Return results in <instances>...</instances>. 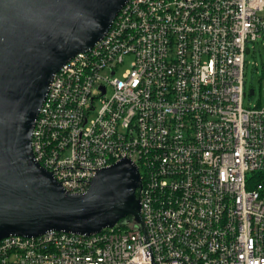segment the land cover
Listing matches in <instances>:
<instances>
[{"label":"built area","instance_id":"1","mask_svg":"<svg viewBox=\"0 0 264 264\" xmlns=\"http://www.w3.org/2000/svg\"><path fill=\"white\" fill-rule=\"evenodd\" d=\"M258 42L264 0H128L53 75L30 146L68 193L130 160L141 225L7 236L0 264H264V104L243 105Z\"/></svg>","mask_w":264,"mask_h":264},{"label":"water","instance_id":"2","mask_svg":"<svg viewBox=\"0 0 264 264\" xmlns=\"http://www.w3.org/2000/svg\"><path fill=\"white\" fill-rule=\"evenodd\" d=\"M127 1L0 0V239L89 235L126 218L141 225L140 175L130 160L96 170L84 192L68 193L30 146L53 75L101 40Z\"/></svg>","mask_w":264,"mask_h":264},{"label":"rangeland","instance_id":"3","mask_svg":"<svg viewBox=\"0 0 264 264\" xmlns=\"http://www.w3.org/2000/svg\"><path fill=\"white\" fill-rule=\"evenodd\" d=\"M248 46L251 50L245 56L244 81L245 90L252 89L253 95L250 98L246 95L243 105L245 107H253L258 104H264V45H261L260 42L254 43V50H252L251 43ZM126 64L118 70L117 75L127 66ZM109 93L110 91L108 90L107 96H109ZM98 107L99 104L97 102L95 103V109Z\"/></svg>","mask_w":264,"mask_h":264},{"label":"trees","instance_id":"4","mask_svg":"<svg viewBox=\"0 0 264 264\" xmlns=\"http://www.w3.org/2000/svg\"><path fill=\"white\" fill-rule=\"evenodd\" d=\"M128 219H131V218H128ZM132 220V219H131Z\"/></svg>","mask_w":264,"mask_h":264},{"label":"bare ground","instance_id":"5","mask_svg":"<svg viewBox=\"0 0 264 264\" xmlns=\"http://www.w3.org/2000/svg\"><path fill=\"white\" fill-rule=\"evenodd\" d=\"M141 218V217H140ZM133 221V220H132Z\"/></svg>","mask_w":264,"mask_h":264}]
</instances>
